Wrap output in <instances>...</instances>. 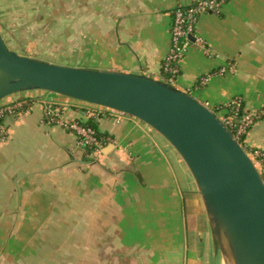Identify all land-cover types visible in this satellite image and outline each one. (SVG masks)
<instances>
[{
  "label": "crops",
  "instance_id": "0c3cea01",
  "mask_svg": "<svg viewBox=\"0 0 264 264\" xmlns=\"http://www.w3.org/2000/svg\"><path fill=\"white\" fill-rule=\"evenodd\" d=\"M10 1L0 0V15L9 14ZM77 1L78 31L89 35L71 58L74 68L160 81L172 12L200 0ZM15 8L24 15V6ZM173 87L212 110L234 99L246 111L263 110L264 0H230L220 14L200 16ZM30 99L36 102L2 122L7 131L0 143L2 261L45 255L70 264V241L78 242L81 264H197L210 250L194 181L159 134L130 116L119 123L98 117L88 122L110 142L88 152L73 133L42 124L37 101L63 98L35 91L0 105ZM68 117L83 120L81 113ZM245 141L249 148L263 146L264 119ZM189 214L195 216L192 228Z\"/></svg>",
  "mask_w": 264,
  "mask_h": 264
},
{
  "label": "water",
  "instance_id": "95a60500",
  "mask_svg": "<svg viewBox=\"0 0 264 264\" xmlns=\"http://www.w3.org/2000/svg\"><path fill=\"white\" fill-rule=\"evenodd\" d=\"M35 91L125 114L150 127L187 167L222 263L264 264V182L214 112L147 76L21 56L0 33V102Z\"/></svg>",
  "mask_w": 264,
  "mask_h": 264
},
{
  "label": "built area",
  "instance_id": "2783aa9c",
  "mask_svg": "<svg viewBox=\"0 0 264 264\" xmlns=\"http://www.w3.org/2000/svg\"><path fill=\"white\" fill-rule=\"evenodd\" d=\"M229 1L200 0L188 6L179 5L173 10L170 47L160 66V81L172 86L175 85L176 78L180 72V65L186 56L188 48L191 46V37L194 36L198 18L206 14H220L225 4ZM197 42L203 45L201 40H197ZM203 52L208 54L204 46ZM224 72L225 70L222 69L220 73L223 74ZM208 79L209 76L202 78L200 83H198L204 85L208 82ZM35 102V99L16 100L0 105V143L5 142L7 137V131L2 122L8 117L20 115L25 108L30 107ZM37 103L42 106V124L73 133L78 140L79 146L88 150V152L95 151L105 143L110 142L109 138L100 136L97 133L96 129L88 122L89 120H95L98 117H112L119 123L127 117L125 114L67 98H63L61 101L38 100ZM204 106L208 108L207 105ZM209 110L215 113L220 122L240 144L264 182V144L260 148L253 149L249 148L245 141L247 134L254 125L264 119V109L246 111L242 101L234 99L222 108ZM68 112L81 113L83 120L69 118Z\"/></svg>",
  "mask_w": 264,
  "mask_h": 264
},
{
  "label": "rangeland",
  "instance_id": "374dc122",
  "mask_svg": "<svg viewBox=\"0 0 264 264\" xmlns=\"http://www.w3.org/2000/svg\"><path fill=\"white\" fill-rule=\"evenodd\" d=\"M5 3L6 1L3 2L2 7L6 6ZM10 3L16 5L11 6L10 4L8 15H0V33L6 46L21 56L73 67L71 58L77 57L80 42L83 43L85 36L89 35L78 31L79 17L76 16L75 11L78 1L30 0L17 2L13 0ZM19 5L25 7L24 15H20L19 9L16 10L15 7ZM32 7H39V10L35 11ZM198 213L197 219L202 224L205 219L204 214L200 211ZM188 223L190 228L194 226L195 216L193 214H189ZM209 236L207 235V239H210ZM70 245V264H81V258L78 255V242L70 241ZM205 251V254L198 258L197 264H223L213 247H210V250L208 247ZM183 258L185 262L187 257ZM0 264H58V262L53 256L40 255L38 258H33L32 261L29 257L25 258L24 256H19L16 260L7 257L2 261L0 258Z\"/></svg>",
  "mask_w": 264,
  "mask_h": 264
}]
</instances>
